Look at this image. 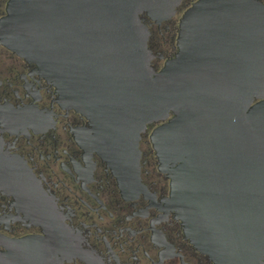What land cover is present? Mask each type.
I'll list each match as a JSON object with an SVG mask.
<instances>
[{
  "label": "water",
  "instance_id": "water-1",
  "mask_svg": "<svg viewBox=\"0 0 264 264\" xmlns=\"http://www.w3.org/2000/svg\"><path fill=\"white\" fill-rule=\"evenodd\" d=\"M180 1L10 0L0 36L92 111L116 169L139 170L140 134L162 121L152 142L188 236L216 264H264V4L196 1L156 71L142 15L158 24ZM13 246L1 264H63L52 231Z\"/></svg>",
  "mask_w": 264,
  "mask_h": 264
},
{
  "label": "flooded vegetation",
  "instance_id": "flooded-vegetation-1",
  "mask_svg": "<svg viewBox=\"0 0 264 264\" xmlns=\"http://www.w3.org/2000/svg\"><path fill=\"white\" fill-rule=\"evenodd\" d=\"M196 1L181 0L158 24L142 15L156 71L178 54L181 21ZM9 2L0 0V23ZM92 114L61 100L0 36V257L52 231L63 264H216L169 202L170 178L152 142L162 121L140 134L139 170H123L97 147Z\"/></svg>",
  "mask_w": 264,
  "mask_h": 264
}]
</instances>
